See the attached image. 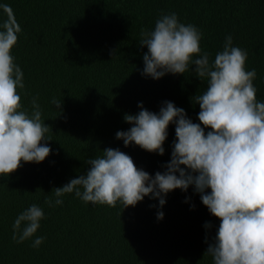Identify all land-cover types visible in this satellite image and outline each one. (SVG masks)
<instances>
[{
	"label": "trees",
	"instance_id": "trees-1",
	"mask_svg": "<svg viewBox=\"0 0 264 264\" xmlns=\"http://www.w3.org/2000/svg\"><path fill=\"white\" fill-rule=\"evenodd\" d=\"M0 5L10 6L22 29L12 55L23 72L24 108L31 113V100L38 97L42 119L52 129L47 134L52 153L43 162L0 175V264H213L205 239L211 242L220 221L193 186L167 194L159 209L162 220L158 200L147 196L127 208L85 203L75 193L63 196L62 206L44 201L55 200L52 189L85 174L86 161L106 148H119L150 175L165 170L175 125L168 128L163 156L134 144L125 147L115 137L131 127L123 117L137 114L139 103L158 113L171 101L199 123L195 96L206 91L207 78L199 79L194 65L159 80L141 75L148 51L139 44L141 31H153L162 14L176 13L181 23L201 31L200 47L210 63L231 35L233 46L248 52L246 67L255 68L256 98L264 102V0H0ZM6 18L0 8V21ZM54 97L62 101L60 110L51 103ZM32 204L45 218L33 237L17 243L12 225ZM206 222L212 227L206 229ZM39 236L44 242L32 247Z\"/></svg>",
	"mask_w": 264,
	"mask_h": 264
},
{
	"label": "clouds",
	"instance_id": "clouds-1",
	"mask_svg": "<svg viewBox=\"0 0 264 264\" xmlns=\"http://www.w3.org/2000/svg\"><path fill=\"white\" fill-rule=\"evenodd\" d=\"M0 8L7 17L0 21V175L9 176L23 163H41L52 153L47 144L52 129L42 119L38 97L31 100V113L24 108L23 72L12 55L22 29L10 6ZM141 37L139 44L148 50L142 76L159 80L169 73L184 74L194 65L196 76L207 78L206 91L195 96L199 123L171 101H164L158 113L139 103L137 114L123 117L131 127L117 131L115 137L125 147L134 144L163 156L168 128L175 125L176 139L165 170L150 175L119 148H106L86 161L90 167L85 174L54 187L55 200L46 196L44 203L62 206V197L75 193L85 203L109 207L120 203L127 208L147 196L158 200L157 219L162 220L164 212L159 209L167 194L193 186L220 221L211 242L205 239V255L213 264H264V102L256 98L257 72L247 70V50L233 46L229 35L210 63L200 47L201 31L181 23L176 13L162 14L154 30H142ZM51 103L61 109V100L54 97ZM44 218L39 205H30L15 219L12 239L22 243L33 237ZM204 227L212 225L206 222ZM44 239L36 237L32 247L38 248Z\"/></svg>",
	"mask_w": 264,
	"mask_h": 264
}]
</instances>
